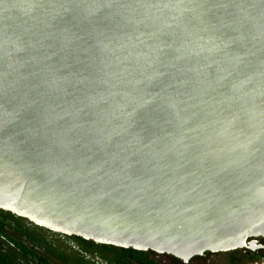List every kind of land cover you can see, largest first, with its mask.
<instances>
[{
	"label": "water",
	"instance_id": "water-1",
	"mask_svg": "<svg viewBox=\"0 0 264 264\" xmlns=\"http://www.w3.org/2000/svg\"><path fill=\"white\" fill-rule=\"evenodd\" d=\"M0 209L184 263L264 236V0H0Z\"/></svg>",
	"mask_w": 264,
	"mask_h": 264
},
{
	"label": "trees",
	"instance_id": "trees-1",
	"mask_svg": "<svg viewBox=\"0 0 264 264\" xmlns=\"http://www.w3.org/2000/svg\"><path fill=\"white\" fill-rule=\"evenodd\" d=\"M25 220L0 209V264H100L93 259L95 256L107 264H161L152 251H139L64 235L78 242L80 248L76 251L60 241L49 240L37 230L48 229L39 226L31 229L25 225ZM86 255H90V259ZM241 257L240 251H232L229 262L234 264Z\"/></svg>",
	"mask_w": 264,
	"mask_h": 264
},
{
	"label": "rangeland",
	"instance_id": "rangeland-1",
	"mask_svg": "<svg viewBox=\"0 0 264 264\" xmlns=\"http://www.w3.org/2000/svg\"><path fill=\"white\" fill-rule=\"evenodd\" d=\"M16 216H18V215H16ZM24 222H25V225L30 227L31 229H33V228L36 229L35 227L39 226L38 224L30 221L29 219L25 220ZM39 227H42V226H39ZM44 228L48 229L46 227H44ZM37 230H38V232H41L42 235H44L45 237H47L51 241H57V242L60 241V242H62V244L66 245L69 248H72L76 251H78L80 248L77 241H75L74 239L68 238L61 233L55 232V231L50 230V229H48V231L47 230L40 231L39 229H37ZM153 255L155 256V258L158 261H160L161 264H231V262H229L230 252H216V253L205 252L204 254H202L200 256H196V257L192 258L188 263H184L181 260L178 261L175 258H173L174 256L173 257L168 256L167 254L154 253ZM90 257H91L90 255H86L87 259H90ZM93 259L97 263L107 264V262L103 261L102 259H100L97 256H95ZM262 263H260V264H262Z\"/></svg>",
	"mask_w": 264,
	"mask_h": 264
},
{
	"label": "flooded vegetation",
	"instance_id": "flooded-vegetation-1",
	"mask_svg": "<svg viewBox=\"0 0 264 264\" xmlns=\"http://www.w3.org/2000/svg\"><path fill=\"white\" fill-rule=\"evenodd\" d=\"M248 246L237 249L242 254L241 260L234 264H260L264 261V236L251 237ZM236 251V250H233ZM232 252V251H229ZM232 264V263H231Z\"/></svg>",
	"mask_w": 264,
	"mask_h": 264
},
{
	"label": "built area",
	"instance_id": "built-area-1",
	"mask_svg": "<svg viewBox=\"0 0 264 264\" xmlns=\"http://www.w3.org/2000/svg\"><path fill=\"white\" fill-rule=\"evenodd\" d=\"M262 264H264V261H263V263Z\"/></svg>",
	"mask_w": 264,
	"mask_h": 264
}]
</instances>
